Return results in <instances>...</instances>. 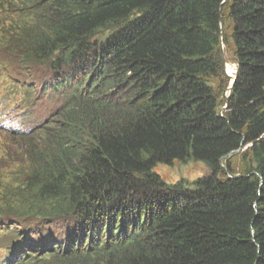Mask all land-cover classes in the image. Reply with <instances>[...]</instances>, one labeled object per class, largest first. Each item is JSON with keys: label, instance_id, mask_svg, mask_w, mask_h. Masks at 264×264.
Returning a JSON list of instances; mask_svg holds the SVG:
<instances>
[{"label": "trees", "instance_id": "1", "mask_svg": "<svg viewBox=\"0 0 264 264\" xmlns=\"http://www.w3.org/2000/svg\"><path fill=\"white\" fill-rule=\"evenodd\" d=\"M4 3L24 44L0 71L63 104L27 179L0 185L21 222L0 264H264V0ZM189 160L207 169L193 189L154 173Z\"/></svg>", "mask_w": 264, "mask_h": 264}, {"label": "rangeland", "instance_id": "2", "mask_svg": "<svg viewBox=\"0 0 264 264\" xmlns=\"http://www.w3.org/2000/svg\"><path fill=\"white\" fill-rule=\"evenodd\" d=\"M16 41L21 42L24 44L23 39L20 35L16 36ZM226 46H222V56L224 60L228 61V64L225 66L226 73L229 75H234L236 66L232 63L231 60V53L228 52ZM6 55L5 50L0 51V60ZM0 74L4 76V79L0 82V129H4L9 127V125L1 124L6 120L14 121L16 123H20L25 128H32L36 124L37 125H44L46 123H50L51 120L56 119L53 115L46 117L43 120L35 121L30 116L38 110V107H29L26 110H22L25 106L22 101V92L17 91L10 87L11 84H19L25 86H33L35 89H40L41 84H34V82L28 81L25 78L26 72L17 70L16 68H3L0 71ZM226 94V93H225ZM228 93L226 94V96ZM36 97L39 99L40 95L37 94ZM9 99H13L14 102H7ZM56 96L46 95L39 100V102H43L46 105H50L51 103L57 101ZM225 101V95H224ZM59 107V106H58ZM0 139V143H1ZM35 149L40 150V147H36ZM8 161L0 156V174L4 170V165ZM223 166V170H225V160L221 161ZM206 170L204 164L201 162L189 160L187 163H181L179 161H174L173 164H158L154 168V173L159 176L161 181L166 186H176L181 185L183 188L186 189H193L195 187V182L198 178L203 177L206 174ZM208 173V171H207ZM6 210V207H4ZM1 208H0V216H1ZM5 222L0 219V227H3ZM8 225V223H7ZM3 232L0 233V237L2 236Z\"/></svg>", "mask_w": 264, "mask_h": 264}, {"label": "water", "instance_id": "3", "mask_svg": "<svg viewBox=\"0 0 264 264\" xmlns=\"http://www.w3.org/2000/svg\"><path fill=\"white\" fill-rule=\"evenodd\" d=\"M223 32V26L221 25V33ZM236 78V77H235ZM235 78H234V81H235ZM234 81H233V84H234ZM232 87H230L229 89H231Z\"/></svg>", "mask_w": 264, "mask_h": 264}, {"label": "bare ground", "instance_id": "4", "mask_svg": "<svg viewBox=\"0 0 264 264\" xmlns=\"http://www.w3.org/2000/svg\"><path fill=\"white\" fill-rule=\"evenodd\" d=\"M236 71H237V70H236ZM234 73H235V72H234ZM236 76H237V75H236ZM50 78H51V75L48 76V79H50ZM231 85H233V83H231Z\"/></svg>", "mask_w": 264, "mask_h": 264}]
</instances>
